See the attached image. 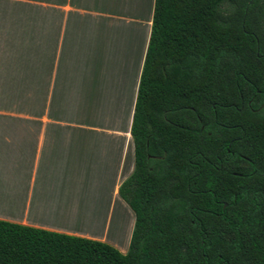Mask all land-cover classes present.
<instances>
[{
    "label": "trees",
    "instance_id": "trees-1",
    "mask_svg": "<svg viewBox=\"0 0 264 264\" xmlns=\"http://www.w3.org/2000/svg\"><path fill=\"white\" fill-rule=\"evenodd\" d=\"M125 252L0 219V264H264V0H155Z\"/></svg>",
    "mask_w": 264,
    "mask_h": 264
},
{
    "label": "crops",
    "instance_id": "crops-1",
    "mask_svg": "<svg viewBox=\"0 0 264 264\" xmlns=\"http://www.w3.org/2000/svg\"><path fill=\"white\" fill-rule=\"evenodd\" d=\"M154 2L0 0L1 220L127 250L118 188Z\"/></svg>",
    "mask_w": 264,
    "mask_h": 264
},
{
    "label": "rangeland",
    "instance_id": "rangeland-1",
    "mask_svg": "<svg viewBox=\"0 0 264 264\" xmlns=\"http://www.w3.org/2000/svg\"><path fill=\"white\" fill-rule=\"evenodd\" d=\"M130 241V240H129ZM122 244H123V242H122ZM128 244H129V242H128ZM128 244H127V248H128Z\"/></svg>",
    "mask_w": 264,
    "mask_h": 264
}]
</instances>
